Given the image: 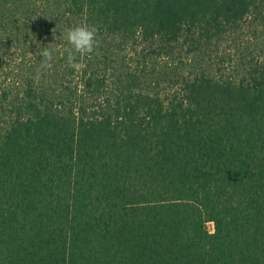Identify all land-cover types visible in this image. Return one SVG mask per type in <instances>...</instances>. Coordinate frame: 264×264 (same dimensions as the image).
Masks as SVG:
<instances>
[{"label":"trees","instance_id":"16d2710c","mask_svg":"<svg viewBox=\"0 0 264 264\" xmlns=\"http://www.w3.org/2000/svg\"><path fill=\"white\" fill-rule=\"evenodd\" d=\"M263 13L0 0V264H264ZM76 25L99 41L80 71ZM222 43L237 79L209 71Z\"/></svg>","mask_w":264,"mask_h":264},{"label":"clouds","instance_id":"9594fccd","mask_svg":"<svg viewBox=\"0 0 264 264\" xmlns=\"http://www.w3.org/2000/svg\"><path fill=\"white\" fill-rule=\"evenodd\" d=\"M62 38L71 46L67 54L66 62L75 71H80L81 69L79 57L90 55L99 47L97 29L94 26H71L62 33ZM35 54L43 57L42 63L44 65H50L53 60L52 50L47 47L40 48L38 46Z\"/></svg>","mask_w":264,"mask_h":264},{"label":"rangeland","instance_id":"374dc122","mask_svg":"<svg viewBox=\"0 0 264 264\" xmlns=\"http://www.w3.org/2000/svg\"><path fill=\"white\" fill-rule=\"evenodd\" d=\"M256 20H255V26L258 28L259 27V32L257 34L252 33L253 35H250V37L254 38L255 41H257V44L260 48V50H263L264 48V13L262 14V16H259L258 14L256 15ZM260 19H263L262 22L260 21ZM240 42H242L241 40H239ZM227 46V48L230 47L229 44L231 45V48L235 47V45L233 43H230L229 41L224 42ZM225 46H223V43L220 44V48L218 49V52L220 53V55L211 57H209V61H212V63H209L208 67H209V71L210 72H219L218 74L220 75V77H224L227 78V75H232L234 79H237L238 76H240V72L237 68V59L235 58L233 61H229L227 60L226 63H223L221 61L222 59V55L224 53V48ZM242 64V63H239ZM235 67V68H234ZM165 86V85H163ZM167 89L169 92L172 91L173 89H171L170 87L168 88H164ZM207 227L209 229L210 232H214L215 231V223L214 221H208L207 222Z\"/></svg>","mask_w":264,"mask_h":264}]
</instances>
